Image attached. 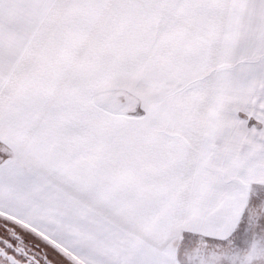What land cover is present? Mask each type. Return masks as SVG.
<instances>
[{"label":"snow or ice","instance_id":"obj_1","mask_svg":"<svg viewBox=\"0 0 264 264\" xmlns=\"http://www.w3.org/2000/svg\"><path fill=\"white\" fill-rule=\"evenodd\" d=\"M0 264H264V0H0Z\"/></svg>","mask_w":264,"mask_h":264}]
</instances>
